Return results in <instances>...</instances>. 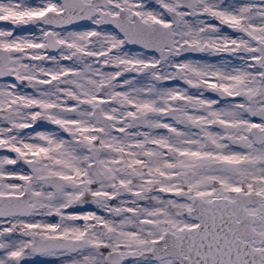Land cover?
<instances>
[{"label":"snow or ice","instance_id":"6c2138e0","mask_svg":"<svg viewBox=\"0 0 264 264\" xmlns=\"http://www.w3.org/2000/svg\"><path fill=\"white\" fill-rule=\"evenodd\" d=\"M0 264H264V0H0Z\"/></svg>","mask_w":264,"mask_h":264}]
</instances>
